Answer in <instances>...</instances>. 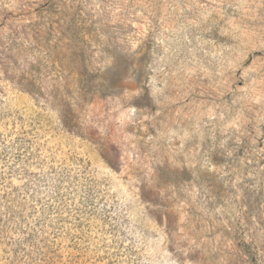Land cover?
<instances>
[{"label": "rangeland", "instance_id": "obj_1", "mask_svg": "<svg viewBox=\"0 0 264 264\" xmlns=\"http://www.w3.org/2000/svg\"><path fill=\"white\" fill-rule=\"evenodd\" d=\"M0 264H264V0H0Z\"/></svg>", "mask_w": 264, "mask_h": 264}]
</instances>
